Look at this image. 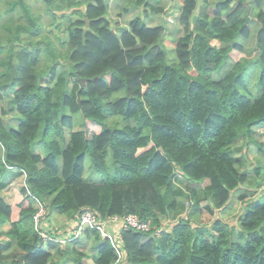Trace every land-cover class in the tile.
<instances>
[{
  "label": "trees",
  "instance_id": "16d2710c",
  "mask_svg": "<svg viewBox=\"0 0 264 264\" xmlns=\"http://www.w3.org/2000/svg\"><path fill=\"white\" fill-rule=\"evenodd\" d=\"M41 1L61 36L22 0L0 6V95L11 94L5 111L14 114L8 129L0 122V237L21 251L6 261L0 239V264H85L86 254L62 244L61 228L41 238L33 199L68 219L87 207L101 220L133 214L161 227L159 236L121 231V259L85 229L93 264H264V195L249 189L236 157L249 144L264 155L252 137L264 124V0H218L203 14L206 0H174L173 59L164 26L135 17L118 33L106 0ZM130 1L142 18L161 11ZM16 177L29 202L9 205L1 191ZM235 193L245 206L237 225H200L201 210H224Z\"/></svg>",
  "mask_w": 264,
  "mask_h": 264
},
{
  "label": "rangeland",
  "instance_id": "374dc122",
  "mask_svg": "<svg viewBox=\"0 0 264 264\" xmlns=\"http://www.w3.org/2000/svg\"><path fill=\"white\" fill-rule=\"evenodd\" d=\"M10 1H18V0H4V3H0V6L2 9H4L8 4V2ZM26 5H28V7L30 8V12L31 14L34 16H38L39 18V22L42 25V27H46V24H48V29L47 32L50 34V36L52 38H55V36H58L62 34V28H60L58 31L57 30V26L60 25L59 20H56L55 23H52L50 18L48 17V14L45 13V7L44 4L41 0H22ZM58 5L60 4L59 0H56ZM121 1V0H120ZM204 1V0H199V2ZM208 2V5H202L199 8V14H203L205 12L208 11V7L210 5V3H215L218 2V0H206ZM128 2H131L132 5H129ZM175 1L173 2V0H149V5L150 6H154L158 9L161 10V13L158 11H154L151 13H148V15L144 16L142 18V16L140 15V9L135 7L133 2L130 0L123 1L122 5H124L127 8H137L139 11L138 15H135L134 17H140L145 23L146 25L152 26V25H162L165 27L167 34L164 33V41H163V45L165 46L166 52H167V56L169 59H173L174 58V52H173V48H174V43H175V38H177L180 33H181V29H180V33L178 31H175V25L177 23L176 19H175V15H177V11L176 8L174 7ZM20 5H17L14 9V15L18 17V21H21L22 24L25 25V20L22 17V12L20 10ZM49 9H52V7H48ZM71 9H66L64 8L63 11H55L53 10L54 14L56 16L64 13V14H68L70 12ZM166 11L165 14H162V12ZM174 12V13H171ZM111 13V10H110ZM162 14V15H161ZM112 15V13H111ZM77 18V15H74V19ZM168 18H170V21L167 20ZM174 20V23L173 21ZM112 26L114 29H116V27L118 25H123L126 24L123 20L121 19H117V23L118 25H116L117 23H115L114 20H111ZM181 28V27H180ZM174 31V32H173ZM0 32L3 34L4 32L2 30H0ZM54 36V37H53ZM20 38L22 40H27L29 39V36L26 35L25 32L20 34ZM64 38H61V41H63ZM55 42V39H54ZM56 43V42H55ZM60 65L62 66H66L65 63H61ZM64 69L62 68L60 71L61 74L58 75V80L59 81H63L64 80ZM58 72L56 71V74ZM51 74L48 73V76H50ZM44 83V80H43ZM250 84L252 85L253 82H250ZM11 94L5 95L4 97H1L0 95V122L1 125L4 126L5 128H9V126L14 122V114L10 113V112H6L5 110H7V107H9V105L12 103L11 101ZM16 125V124H15ZM94 130H98L96 126H94L93 124H89ZM79 129V127L77 128ZM256 130V131H255ZM252 131H255V133H252V137L258 142L260 143L263 148H264V125L259 126L256 129H253ZM240 145V144H239ZM238 145V146H239ZM236 157L240 158L243 161V165L241 167H239L238 169L240 171L243 172H248V175L251 176L249 177V179L252 181V184H254L253 186H251L249 189H253V192L256 196V198L258 197L259 199L263 197L264 195V155L261 151L258 150V148L254 145V144H249L248 147H242L237 153H236ZM261 163V165H259ZM86 165H89V160L87 159L86 161ZM257 166H261L260 167V173L259 175H255L254 172V168H256ZM14 171V170H13ZM90 171V172H89ZM87 173L91 174V170L87 169ZM14 175L16 174L15 172L13 173ZM257 184V186H255ZM24 186V182H23V178L16 177L15 179H12L9 181V183L4 187V189L1 191L2 196L5 198L6 202L9 205H15L18 202H29V200H26L25 198H23V195L21 193L22 187ZM45 208L47 209V213H45L43 219H42V224L40 223V226L42 225L41 229H45V230H50L47 229L49 227L55 226L54 228L57 229L62 223H64L65 221H59L62 218V215H59L57 213V211H55L54 209L50 208L48 206V201H46L45 203H42ZM205 204V202H203L202 206ZM33 206L35 207L36 205L33 204ZM39 206V205H38ZM47 206V207H46ZM182 206H188V204H186V201L183 200ZM245 208L244 204L242 203L241 200H239L237 198V193L234 194L232 202L227 206L226 209L224 210H220L214 211V214L211 215L209 214L206 210H201L199 212V222L200 225H204L202 227H205V225H209L211 222H214V220L221 219L223 222L225 223H230L231 225H237V219L239 217V215L243 212V209ZM44 208H41L40 212H44ZM191 209H186L184 210V217L185 219H187V217L190 214ZM17 209H14V214L17 215ZM182 213V214H183ZM68 220V219H67ZM193 223V222H192ZM169 226V221L166 220H162V227H167ZM228 226V227H230ZM1 229L5 230L6 228L3 226ZM116 231L119 232V230L117 229V227H115ZM7 230V229H6ZM0 239L4 240V242H6L7 240L5 239V237L1 236ZM69 244L68 247L75 249L76 251H81L84 254H86L87 258L84 260L85 264H93V260L95 259V252L90 250V245H91V239H79L78 237L69 240V241H65L62 244ZM62 247V246H60ZM4 249V259L6 261H11L13 258L19 256L21 254L20 248L19 246H16L15 248L12 246H9L8 242H6V244L3 247ZM50 249V248H49ZM51 250V249H50ZM57 260H59V258L57 257Z\"/></svg>",
  "mask_w": 264,
  "mask_h": 264
},
{
  "label": "built area",
  "instance_id": "2783aa9c",
  "mask_svg": "<svg viewBox=\"0 0 264 264\" xmlns=\"http://www.w3.org/2000/svg\"><path fill=\"white\" fill-rule=\"evenodd\" d=\"M168 20L170 21V18H168ZM33 204L36 205L35 208L37 209L34 217L35 227H38L40 236L44 241H52L47 233L49 231L45 229L43 231L41 229L42 225L40 226L45 213H47V209L37 199H33ZM42 207L45 209L44 212H40ZM117 226H119V232L115 229ZM85 229H95L99 231L103 237L107 238L116 250L119 259L124 255L122 251L121 231H133L136 233L151 232L153 235L157 236L161 233V227L152 226L149 220H142L136 215L129 214L101 220L100 216L95 211L86 207L64 223L61 234L65 236V239L59 240L65 242L80 237Z\"/></svg>",
  "mask_w": 264,
  "mask_h": 264
},
{
  "label": "crops",
  "instance_id": "0c3cea01",
  "mask_svg": "<svg viewBox=\"0 0 264 264\" xmlns=\"http://www.w3.org/2000/svg\"><path fill=\"white\" fill-rule=\"evenodd\" d=\"M123 1H126L127 2V0H106L105 1V3L107 4V18L111 21V20H114L115 21V23H117V19H121V20H123L126 24H123V25H118V23L116 24V25H118L117 26V28H118V33H121V31L124 29V28H127L128 26H129V24H130V22L135 18L134 16L135 15H138L139 14V11H138V9L137 8H127V7H125L124 5H122V3H123ZM172 1V0H171ZM173 2H174V0H173ZM128 4L129 5H132V3L131 2H128ZM110 10H111V13H112V15H111V13H110ZM158 12H160L161 13V11H158ZM166 13V11H164V12H162V14H165ZM161 14V15H162ZM177 17H178V14L177 15H175V19H176V21H177ZM174 23V22H173ZM161 25V24H160ZM152 26H155V25H152ZM156 26H158V25H156ZM175 31H178L179 33H180V31H179V28H178V26H177V23H176V25H175ZM174 32V31H173ZM166 34H167V32H166ZM165 37V36H164ZM177 38H175L174 40H176ZM174 52V51H173ZM262 125H264V124H262ZM262 125H260V126H262ZM259 126H257V127H254L253 129H256V128H258ZM256 131V130H255ZM255 131H252V133H255ZM67 219L68 218H66L64 215H62V218L59 220L60 222L61 221H67ZM64 222V223H65ZM64 223H62L58 228H61L60 229V231H62L63 230V228H64ZM50 225H51V227H49V228H47V229H50V230H52V229H54V227L55 226H52V225H55V223L54 224H51V223H49ZM117 229H119V226H117ZM79 239H91V237L89 236V237H87V233H85V232H83V234H82V236H80V237H78ZM91 246V245H90Z\"/></svg>",
  "mask_w": 264,
  "mask_h": 264
},
{
  "label": "water",
  "instance_id": "95a60500",
  "mask_svg": "<svg viewBox=\"0 0 264 264\" xmlns=\"http://www.w3.org/2000/svg\"><path fill=\"white\" fill-rule=\"evenodd\" d=\"M85 21H86V24L88 25L89 24V21L85 18ZM76 81H78L79 82V84H80V86L82 87V85H83V82L85 81L84 79H75Z\"/></svg>",
  "mask_w": 264,
  "mask_h": 264
},
{
  "label": "clouds",
  "instance_id": "9594fccd",
  "mask_svg": "<svg viewBox=\"0 0 264 264\" xmlns=\"http://www.w3.org/2000/svg\"><path fill=\"white\" fill-rule=\"evenodd\" d=\"M168 20V19H167Z\"/></svg>",
  "mask_w": 264,
  "mask_h": 264
}]
</instances>
